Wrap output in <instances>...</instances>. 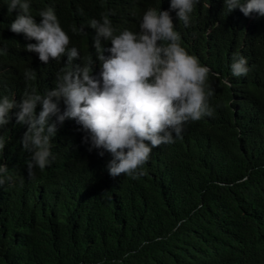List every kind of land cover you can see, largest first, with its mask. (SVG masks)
Returning <instances> with one entry per match:
<instances>
[{"label":"trees","instance_id":"16d2710c","mask_svg":"<svg viewBox=\"0 0 264 264\" xmlns=\"http://www.w3.org/2000/svg\"><path fill=\"white\" fill-rule=\"evenodd\" d=\"M47 7L80 52L74 63L92 56L99 77L88 21L109 13L117 34L139 31L143 12L169 10L170 0H31L37 23ZM17 14L0 0V95L19 103L26 86L53 89L67 57L44 64L26 51L36 41L10 30ZM170 14L182 46L210 69L213 116L186 123L182 139L154 148L135 179L111 177V155L90 152L85 133L67 119L57 124L55 159L29 179L32 153L21 143L27 126L13 108L0 129L8 137L0 164L13 176L0 187V264H264V17L228 13L224 0H201L189 27ZM73 25H84L86 35ZM101 43L108 56L110 41ZM237 51L248 61L246 76L231 74ZM30 68L37 78L26 82Z\"/></svg>","mask_w":264,"mask_h":264},{"label":"clouds","instance_id":"9594fccd","mask_svg":"<svg viewBox=\"0 0 264 264\" xmlns=\"http://www.w3.org/2000/svg\"><path fill=\"white\" fill-rule=\"evenodd\" d=\"M200 3L170 0L169 10L148 8L139 19V31L124 29L117 34L109 13L90 19L87 26L96 32L94 47L102 69L97 77L92 56L74 63L81 59L80 52L69 47L70 37L54 8L42 9L37 23L31 14V0H7L9 14L18 10L10 30L36 41L26 44V51L37 53L44 64L67 57L53 89L40 93L26 86L19 103L14 96L0 95V129L9 123L13 108L19 109L16 122L27 126L21 143L32 153L27 162L29 179L35 178V169L43 171L55 159L51 148L57 124L67 119L74 120L85 133L83 142L90 145V152L103 149L100 156L105 151L111 155L107 164L111 177L123 174L135 179L145 174L144 165L154 148L182 139L186 123L213 116L210 99L215 90L209 84L210 69L182 46L170 14L175 11L178 21L189 27L191 14ZM224 5L228 13L239 8L246 17L252 13L264 17V0H224ZM84 28L73 25L72 32L86 35ZM101 39L110 41L108 56ZM5 54L0 49V55ZM230 70L234 77L246 76L250 70L238 51L233 53ZM23 75L26 82L37 78L32 68ZM37 105L41 106L38 115ZM7 140L0 134V158ZM12 181L9 168L0 164V187Z\"/></svg>","mask_w":264,"mask_h":264}]
</instances>
